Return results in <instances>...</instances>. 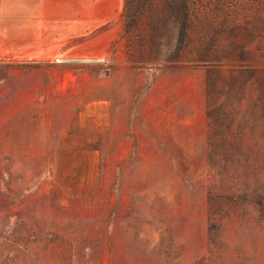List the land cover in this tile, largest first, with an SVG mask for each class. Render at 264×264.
Listing matches in <instances>:
<instances>
[{
	"label": "rangeland",
	"instance_id": "374dc122",
	"mask_svg": "<svg viewBox=\"0 0 264 264\" xmlns=\"http://www.w3.org/2000/svg\"><path fill=\"white\" fill-rule=\"evenodd\" d=\"M122 12L36 51L0 24V264H264L252 67L227 34L206 66L138 58Z\"/></svg>",
	"mask_w": 264,
	"mask_h": 264
},
{
	"label": "trees",
	"instance_id": "16d2710c",
	"mask_svg": "<svg viewBox=\"0 0 264 264\" xmlns=\"http://www.w3.org/2000/svg\"><path fill=\"white\" fill-rule=\"evenodd\" d=\"M122 16L127 48L141 59L161 56L169 70L209 65L227 34L228 55L241 73L252 67L264 94V0H124Z\"/></svg>",
	"mask_w": 264,
	"mask_h": 264
},
{
	"label": "crops",
	"instance_id": "0c3cea01",
	"mask_svg": "<svg viewBox=\"0 0 264 264\" xmlns=\"http://www.w3.org/2000/svg\"><path fill=\"white\" fill-rule=\"evenodd\" d=\"M28 8L14 10L11 18L0 10V24L11 26L5 33H28L33 50L63 40L66 27L91 32L112 22L123 9V0H29ZM18 29L15 30V28ZM26 27V29H25ZM49 35L48 38L46 36ZM14 38L17 39L15 36ZM48 42V43H47Z\"/></svg>",
	"mask_w": 264,
	"mask_h": 264
}]
</instances>
